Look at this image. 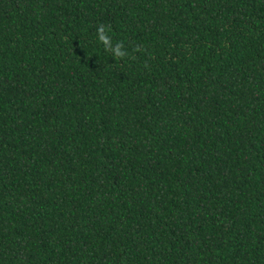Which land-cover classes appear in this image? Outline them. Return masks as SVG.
Segmentation results:
<instances>
[{"label": "trees", "instance_id": "16d2710c", "mask_svg": "<svg viewBox=\"0 0 264 264\" xmlns=\"http://www.w3.org/2000/svg\"><path fill=\"white\" fill-rule=\"evenodd\" d=\"M0 264H264V0H0Z\"/></svg>", "mask_w": 264, "mask_h": 264}, {"label": "clouds", "instance_id": "9594fccd", "mask_svg": "<svg viewBox=\"0 0 264 264\" xmlns=\"http://www.w3.org/2000/svg\"><path fill=\"white\" fill-rule=\"evenodd\" d=\"M97 43L103 46L106 53H110L113 58H123L127 55L123 43L116 41L113 43L112 38L107 34L104 25L97 27Z\"/></svg>", "mask_w": 264, "mask_h": 264}]
</instances>
